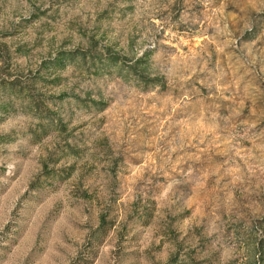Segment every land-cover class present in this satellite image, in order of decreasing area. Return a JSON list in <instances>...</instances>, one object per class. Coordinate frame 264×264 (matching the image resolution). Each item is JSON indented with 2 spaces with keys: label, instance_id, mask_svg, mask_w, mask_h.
I'll return each instance as SVG.
<instances>
[{
  "label": "rangeland",
  "instance_id": "1",
  "mask_svg": "<svg viewBox=\"0 0 264 264\" xmlns=\"http://www.w3.org/2000/svg\"><path fill=\"white\" fill-rule=\"evenodd\" d=\"M263 258L264 0H0V264Z\"/></svg>",
  "mask_w": 264,
  "mask_h": 264
},
{
  "label": "trees",
  "instance_id": "2",
  "mask_svg": "<svg viewBox=\"0 0 264 264\" xmlns=\"http://www.w3.org/2000/svg\"><path fill=\"white\" fill-rule=\"evenodd\" d=\"M86 55H91V54H84L81 53L79 51H60L58 52V54L56 55V57L53 59L52 64L55 65L56 63L58 65H66L67 63H70L75 61V59L80 56V57H86ZM91 57V56H90ZM92 59L94 62L97 61H101L104 65L106 66H113L114 68H118L119 70H122V60L121 58H119V56H117L116 54H111V53H105V54H99V56L95 55L92 56ZM141 59L138 58L135 60V62H139ZM102 106H99V110L103 109ZM55 126V130H57L58 132L64 131L65 130V126L62 127V129H60L61 127V122H56L54 124ZM66 151L68 152L69 155H72L74 153L73 149L71 148V146L67 145ZM49 174L50 175H55L56 171L54 170V174H52L53 172H51V170H49ZM47 174V175H49ZM70 174L67 173L66 175L68 176ZM262 264H264V258L262 259Z\"/></svg>",
  "mask_w": 264,
  "mask_h": 264
}]
</instances>
